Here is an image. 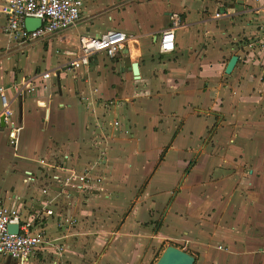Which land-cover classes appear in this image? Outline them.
<instances>
[{
	"label": "crops",
	"instance_id": "obj_1",
	"mask_svg": "<svg viewBox=\"0 0 264 264\" xmlns=\"http://www.w3.org/2000/svg\"><path fill=\"white\" fill-rule=\"evenodd\" d=\"M83 3L76 26L15 50L9 40L2 48L0 87L52 75L35 80L37 93L23 102L7 92L14 115L0 130H9L10 147L12 127L23 132L27 107L33 114L23 145L21 135L18 149L12 147L21 162L5 166L10 176L0 182V197L26 218L52 210L46 222L54 246L41 247L24 263L1 258L0 264H151L169 245L193 255L195 264H264V0ZM175 16V50L161 54V34ZM110 30L133 37L122 52L96 54L88 67L65 69L81 36ZM233 56L239 60L226 74ZM71 72L72 85L65 80ZM54 100L72 114L53 117ZM145 140H151L149 149ZM124 147L132 160L115 163ZM36 159L60 168L96 167L105 182L64 190L67 173ZM141 185V202L132 198L116 231H89L94 209L117 198V188ZM61 217L77 221L69 232L57 229Z\"/></svg>",
	"mask_w": 264,
	"mask_h": 264
},
{
	"label": "built area",
	"instance_id": "obj_2",
	"mask_svg": "<svg viewBox=\"0 0 264 264\" xmlns=\"http://www.w3.org/2000/svg\"><path fill=\"white\" fill-rule=\"evenodd\" d=\"M3 1L1 12L7 18L3 33L10 41H15L22 46L34 44L76 26L81 19L84 4L83 0ZM216 17H221V14H217ZM26 18L40 19L42 24L36 30L28 31L25 27ZM178 26L179 18L175 16L172 18L171 26L162 32L159 44V52L161 54H168L175 50L176 29ZM132 38V36H127L123 32L112 30L100 37L81 36L79 38V52L76 58L70 60L64 67L73 71L88 67L91 58L96 54L114 57L125 49ZM51 77V72H44L38 76L28 77L14 86L0 87L2 105L0 126L2 124H12L14 111L12 99H9L7 95L9 90L14 93L13 100L23 102L27 97L37 93L35 80L38 78L49 80ZM44 89H47V85L44 86ZM40 105L45 107L43 102ZM114 126L120 128V122H115ZM22 129L23 127L13 126L10 131V145L15 150L18 149ZM34 161L46 169L61 170L67 173V178L61 182L64 190L76 191L80 188H99L105 182L104 176L98 173L96 167L77 170L75 168H60L48 164L42 159ZM52 215L53 211L46 208L41 214L34 217H23L17 208L8 206L3 198L0 197V259L11 258L24 263L30 260L41 247L54 246L48 240L49 230L46 222V217ZM76 222L73 218L61 217L57 221V229L69 232ZM10 226H18V233H11L9 231ZM219 248L221 249L222 247ZM57 251L60 255L64 253L62 247H57Z\"/></svg>",
	"mask_w": 264,
	"mask_h": 264
},
{
	"label": "rangeland",
	"instance_id": "obj_3",
	"mask_svg": "<svg viewBox=\"0 0 264 264\" xmlns=\"http://www.w3.org/2000/svg\"><path fill=\"white\" fill-rule=\"evenodd\" d=\"M9 39L3 35V33H1L0 31V55L2 52V48H5L8 45ZM10 45L12 46V50H15L16 48L14 47L15 45L17 46V42L15 41H11ZM15 53V52H14ZM55 54V53H54ZM9 64V62H6ZM6 63H4L5 67L8 65H6ZM41 69L45 70L47 68V64L46 63H41L40 64ZM73 72L68 74V78H66V82H70V84L72 85L74 82V78L73 76ZM64 79L61 80L62 83H64L65 81ZM58 101L54 100L53 101V107H51V111H52V116H56V117H64V115H70L72 114L71 110H69V108L67 109L66 113L62 112L59 108H58ZM65 103H68L67 100H65ZM30 110L33 114V108L30 109L29 107H27L26 109V123H27V127L25 128V130L22 132V140L21 143L23 145L24 142V137L26 136V134L30 131V124H31V120H32V115L30 114ZM61 119V118H60ZM23 127V126H22ZM23 130V129H22ZM8 129H5L4 131L0 130V182L1 181H5L7 180V177L10 176L9 172L5 169L6 165H12V164H16V163H20L21 161L14 158L13 156V148L10 147L8 145ZM143 145L146 147V149H149L151 146V140H145L143 142ZM126 151V148L124 147L122 149V151L120 150L119 152L116 153V156L113 158L114 162L117 163H125V162H130L129 160L131 159V157H126V154L123 155V153ZM138 158V157H137ZM136 158V159H137ZM129 159V160H127ZM132 160V159H131ZM139 162H140V158H139ZM149 177V175H147ZM147 178V177H146ZM16 180V185L17 187L21 186V176L18 178H15ZM123 186V185H121ZM126 187V186H125ZM117 188V193H118V197L114 198L113 201H111V203H109L108 205H105L103 207H97L96 209H94L93 214L90 218V222H88L87 224V228H89V231H116L120 225L122 224V220H124L126 218V214L127 212H131V209H128L131 205L132 202V198L135 199V203L137 202H141V197L143 195V192H140L142 189V185L141 187H139V189H137V186H132L131 188ZM157 196V195H156ZM155 196V197H156ZM165 201L161 202V205L156 207L157 213L162 214L164 212V207H165ZM134 206V205H133ZM131 206V208L133 207ZM160 216V215H159ZM157 223H155L154 229L158 228L157 227ZM106 237V236H105ZM108 238V237H106ZM222 247V246H220ZM164 252V248L162 247L159 250V253H157V255H155L154 259L152 260L151 264H156V262L158 261V259L160 258V256L162 255L161 252ZM162 252V253H163ZM93 254V253H92ZM91 254V258H94L93 260H95V255ZM91 263H93V261H91Z\"/></svg>",
	"mask_w": 264,
	"mask_h": 264
},
{
	"label": "water",
	"instance_id": "obj_4",
	"mask_svg": "<svg viewBox=\"0 0 264 264\" xmlns=\"http://www.w3.org/2000/svg\"><path fill=\"white\" fill-rule=\"evenodd\" d=\"M42 21L35 18H26L25 27L28 31H34L40 27ZM239 58L233 56L226 68V74H231L234 70ZM132 71L136 78H139V64L134 63L132 65ZM9 231L11 233H18V226H10ZM196 258L188 252L181 250L173 245L166 247L156 264H195Z\"/></svg>",
	"mask_w": 264,
	"mask_h": 264
}]
</instances>
